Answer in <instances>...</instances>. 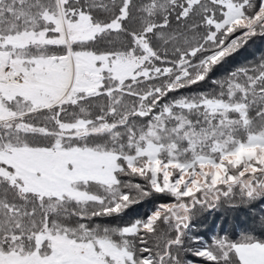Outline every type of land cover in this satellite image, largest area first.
Wrapping results in <instances>:
<instances>
[{
	"label": "snow or ice",
	"instance_id": "snow-or-ice-1",
	"mask_svg": "<svg viewBox=\"0 0 264 264\" xmlns=\"http://www.w3.org/2000/svg\"><path fill=\"white\" fill-rule=\"evenodd\" d=\"M0 264H264V0H0Z\"/></svg>",
	"mask_w": 264,
	"mask_h": 264
},
{
	"label": "trees",
	"instance_id": "trees-1",
	"mask_svg": "<svg viewBox=\"0 0 264 264\" xmlns=\"http://www.w3.org/2000/svg\"><path fill=\"white\" fill-rule=\"evenodd\" d=\"M258 44H259V42H258ZM211 219H212V218H211V217H209V221H211Z\"/></svg>",
	"mask_w": 264,
	"mask_h": 264
}]
</instances>
